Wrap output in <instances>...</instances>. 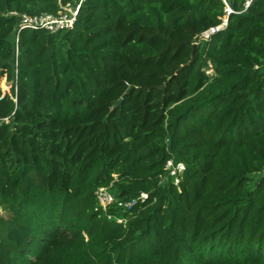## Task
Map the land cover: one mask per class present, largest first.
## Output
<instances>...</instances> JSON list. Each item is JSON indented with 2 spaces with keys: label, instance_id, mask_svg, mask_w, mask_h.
<instances>
[{
  "label": "trees",
  "instance_id": "16d2710c",
  "mask_svg": "<svg viewBox=\"0 0 264 264\" xmlns=\"http://www.w3.org/2000/svg\"><path fill=\"white\" fill-rule=\"evenodd\" d=\"M77 1L0 0V264H264V0Z\"/></svg>",
  "mask_w": 264,
  "mask_h": 264
},
{
  "label": "built area",
  "instance_id": "2783aa9c",
  "mask_svg": "<svg viewBox=\"0 0 264 264\" xmlns=\"http://www.w3.org/2000/svg\"><path fill=\"white\" fill-rule=\"evenodd\" d=\"M86 0H78L75 4H68L66 6H62V11H60L57 15L53 14H43L39 16H30L27 14L21 15L20 27L21 29H31V30H47L50 33H56L62 30H71L74 28L76 19L78 16V12L83 2ZM253 0H248L246 6L248 7ZM228 13H231L228 10ZM18 15L17 13H10L9 16ZM228 24V19L225 18L223 23L215 28H211L209 31L205 32L202 37L207 40L212 34L224 29ZM166 171L168 172L167 176H161V182L166 183L167 178H172L174 184L179 187L182 177L186 171V165L182 162L176 163L173 160L168 161L166 166ZM95 197L97 200V211H107L110 206H117L121 208L123 212H126L130 209L137 201L126 202L121 201L117 198L114 192L111 191V187L109 188H99ZM148 198L147 194H142L140 199L146 200ZM110 221H118V223H123L125 221L124 218L121 217H113L108 216Z\"/></svg>",
  "mask_w": 264,
  "mask_h": 264
},
{
  "label": "rangeland",
  "instance_id": "374dc122",
  "mask_svg": "<svg viewBox=\"0 0 264 264\" xmlns=\"http://www.w3.org/2000/svg\"><path fill=\"white\" fill-rule=\"evenodd\" d=\"M226 18H227V17H226ZM202 35H203V34H202ZM202 35H199L198 37H196V39H195V43L193 44V46H194V45H197V47H198L199 43H200L201 41L205 40V39L202 37ZM198 39L200 40L199 42H198ZM208 74L213 75V74H214L213 70H209V71H208ZM175 77H176V75L173 76V77H171L170 80L173 81V79H175ZM172 81H170V82H172ZM170 82H169V83H170ZM181 85H182L181 81H178L177 83H174L173 85L169 86V90H168V91H172V92H173V95H176V96L178 97V95L180 94ZM165 87H166V86L164 85V90L166 89ZM1 88H2L3 92L5 93V92H8V91H9L10 86L6 83L5 80H3L2 83H1ZM165 104H166V103H165V98H164L163 107L165 106Z\"/></svg>",
  "mask_w": 264,
  "mask_h": 264
},
{
  "label": "water",
  "instance_id": "95a60500",
  "mask_svg": "<svg viewBox=\"0 0 264 264\" xmlns=\"http://www.w3.org/2000/svg\"><path fill=\"white\" fill-rule=\"evenodd\" d=\"M231 12H232V11H231ZM199 41H200V40L198 39V42H199ZM196 48H197V45H194V49H193V52H192V56H194L195 51H196ZM131 89H132V87L128 89L127 93L130 92ZM160 89H161V90H164V86H161ZM122 101H123V100L120 99L117 103H115L114 108L119 107V106L122 104Z\"/></svg>",
  "mask_w": 264,
  "mask_h": 264
}]
</instances>
